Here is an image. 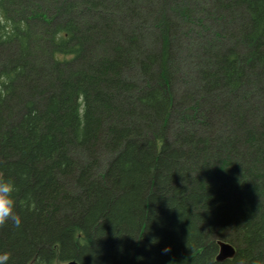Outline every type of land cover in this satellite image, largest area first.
<instances>
[{"label":"trees","instance_id":"trees-1","mask_svg":"<svg viewBox=\"0 0 264 264\" xmlns=\"http://www.w3.org/2000/svg\"><path fill=\"white\" fill-rule=\"evenodd\" d=\"M185 1L0 0L9 264H264V0H212L195 98Z\"/></svg>","mask_w":264,"mask_h":264},{"label":"rangeland","instance_id":"rangeland-1","mask_svg":"<svg viewBox=\"0 0 264 264\" xmlns=\"http://www.w3.org/2000/svg\"><path fill=\"white\" fill-rule=\"evenodd\" d=\"M65 1L66 0H64V1L58 0V2L61 4H63V2H65ZM185 2H187V3L191 2L194 5L196 4L195 7L193 8V11L196 10V13H190V14H188V17L185 18V20L182 19L183 25L186 23V26L181 31V38H180L181 39L180 43L182 45L181 57H182L184 63L182 62V65L179 66V73H180L179 79H178L179 85H178V87H176L177 89L175 88V90H174V93H175L174 97L176 95H177V97L178 96L180 97L181 93L186 91V93L190 92V94H193V96L195 98V96L201 97V94H199L198 91H196V87L194 85V82L196 79L195 77L198 76L199 70L203 66L202 64L198 63L199 60H197V55H200L199 53L203 54L204 51L211 49V47H212L211 44L215 40H217L216 37L215 38L213 37V31H215L217 29V27L221 28V25L219 22H222V23L226 22V21L229 22L231 20V18L228 17V14H223L222 15L223 19L220 20L221 18H219L220 17V16H218L219 14L212 15V9L210 6V5H212V0H186ZM173 8H174V10H177L175 7H173ZM109 15L110 14L105 15V17L109 16ZM182 18H184V17H182ZM114 19H116V18H114ZM197 20H200V21H197ZM211 21H216V22L218 21L217 22L218 25L211 23ZM237 23L238 22L235 21L234 23L231 24V26L235 27V26H237ZM222 27H224V26L222 25ZM227 32L228 31H225V33H227ZM207 39H209V41ZM206 40L208 43L207 47L203 48L204 44L206 43ZM151 41L152 40L150 37L147 38L146 44L149 45V43ZM218 41H220V39H218ZM222 41L224 43L229 41L227 34H223V36L221 38V42ZM97 50L98 49H95V51H97ZM7 51H8V49H7ZM0 54H1V50H0ZM94 54H98V52L94 53ZM0 56H1L0 57L1 58L0 63H2L3 56L2 55H0ZM193 96H192V98H193ZM199 105H202V104L199 103ZM204 106L205 105H202V107L200 106L202 108L201 110H204L203 109ZM184 108L186 109V107H184ZM186 112L184 111L186 116L188 115V118H190V119L195 115L193 113L192 109H189ZM203 112L204 111H201L200 113H203ZM185 114H184V116H185Z\"/></svg>","mask_w":264,"mask_h":264},{"label":"clouds","instance_id":"clouds-1","mask_svg":"<svg viewBox=\"0 0 264 264\" xmlns=\"http://www.w3.org/2000/svg\"><path fill=\"white\" fill-rule=\"evenodd\" d=\"M16 191L17 188L13 181L0 178V226L11 220L17 229L21 227V218L15 212L16 200L14 194ZM165 251H168V249H165ZM10 259L11 253L7 251L0 252V264H9Z\"/></svg>","mask_w":264,"mask_h":264},{"label":"water","instance_id":"water-1","mask_svg":"<svg viewBox=\"0 0 264 264\" xmlns=\"http://www.w3.org/2000/svg\"><path fill=\"white\" fill-rule=\"evenodd\" d=\"M217 244L219 246V251H218V254L216 256V260L222 261V260H225L226 258L232 257L234 255L235 250L230 244L225 243L223 241H218ZM66 264H80V263L72 260Z\"/></svg>","mask_w":264,"mask_h":264},{"label":"bare ground","instance_id":"bare-ground-1","mask_svg":"<svg viewBox=\"0 0 264 264\" xmlns=\"http://www.w3.org/2000/svg\"><path fill=\"white\" fill-rule=\"evenodd\" d=\"M75 261V260H74ZM66 264V263H65Z\"/></svg>","mask_w":264,"mask_h":264}]
</instances>
